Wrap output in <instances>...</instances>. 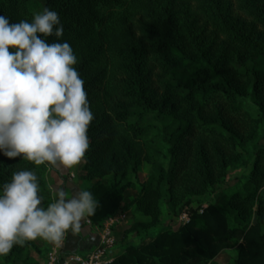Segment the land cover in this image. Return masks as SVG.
<instances>
[{"label":"trees","instance_id":"1","mask_svg":"<svg viewBox=\"0 0 264 264\" xmlns=\"http://www.w3.org/2000/svg\"><path fill=\"white\" fill-rule=\"evenodd\" d=\"M177 1L194 3V21H176ZM45 6L59 13L64 25L61 39L77 56L81 55L77 48L97 44L95 51L82 56L78 71L83 78L89 68L100 69L84 80L90 105L103 106L102 99L111 90L109 105L115 108L111 115L93 120L89 128L94 152L104 151L119 136L148 142L157 129L151 112L123 106L144 96L158 69L171 71L172 81L166 84L175 99L176 116L158 131L172 163L168 171L154 164L137 201L139 210L154 213L162 191L174 200L190 186L213 184L228 165L244 161L231 156L238 150L248 152L245 140L254 141L253 170L245 178L244 191L228 199L234 206H256L255 224L244 225L233 211L211 204L202 213L191 211L188 223L148 234L150 242L129 245L112 264H218L219 254L234 244L238 257L231 264H264V145L256 144V133L264 127V40L250 38L241 27L249 22L264 30V0L262 4L258 0H46ZM44 7L38 0H0V15L31 20ZM202 20L226 44L249 53L250 61L225 60L224 53L214 61L209 48L200 47L194 30ZM113 33H121L125 44L108 46ZM139 34H146L149 44ZM183 40H190L194 54L186 53ZM147 148L154 155L158 152L153 144ZM162 182L166 186L161 191ZM39 184L45 185L43 180ZM43 189L50 192L49 187ZM84 190L97 201L95 214L87 217L94 226H103L121 212L124 198L119 188L97 183Z\"/></svg>","mask_w":264,"mask_h":264},{"label":"clouds","instance_id":"2","mask_svg":"<svg viewBox=\"0 0 264 264\" xmlns=\"http://www.w3.org/2000/svg\"><path fill=\"white\" fill-rule=\"evenodd\" d=\"M63 34L59 13L48 6L31 21L0 15V153L61 170L84 159L95 119L74 67L77 55ZM56 197L45 207L35 172L12 173L0 186V256L38 238L59 247L95 214L91 191L69 196L61 188Z\"/></svg>","mask_w":264,"mask_h":264},{"label":"rangeland","instance_id":"3","mask_svg":"<svg viewBox=\"0 0 264 264\" xmlns=\"http://www.w3.org/2000/svg\"><path fill=\"white\" fill-rule=\"evenodd\" d=\"M38 1L42 7L45 6L46 0ZM258 2L262 4L263 0H258ZM194 7V3L189 4L185 1L175 2L174 11L176 21L180 24L187 21H194L196 19ZM186 9L188 13L185 16L184 12H186ZM9 18L10 22H18L21 20V18L15 16H10ZM203 21H200L194 30L198 34L200 47L203 49L208 47L209 55L213 57L214 61H216L221 53H224L225 60H239L243 63L250 61L249 53L243 49L226 44L223 38L217 36L213 32L212 27L210 29V26L204 24ZM241 27L244 34L250 38L264 40V30L254 29L253 25L249 22L242 23ZM138 38L144 40L146 44H149V39L146 34H139ZM125 42L126 39L121 33H113L107 39L108 46L118 47L120 45L121 47V44H125ZM183 44L187 54H194L196 50L190 40H183ZM96 45L85 50L77 47L74 48L79 49V52H81V55L79 54L77 56L78 63L74 66L77 70L82 63V56H87L89 53L95 51L97 49ZM225 48L226 50L224 51ZM97 70L100 69L89 68L83 76V79L86 80ZM156 73L157 78H153L150 87L145 85L147 87L144 91L145 97L138 96V99L135 101H125V106H123L129 111L139 112V109L146 108V112H151L154 117L153 122L156 124L157 129L149 135L148 142H136L134 140L132 141L129 137L119 136L104 151L102 149L101 151L94 152L95 147L89 138L90 146L84 159L78 165L72 168H66L64 176L67 182L77 184V187L81 190L94 186L97 183L115 186L121 190L124 201L121 212L116 215L118 218L117 222L112 227L117 239L115 247L116 256L123 252L129 245H140L145 241L150 242L151 237H147L148 234L162 229L171 230L178 225L188 223L191 217V211L199 210L202 213L211 204L233 211L238 215L239 221L244 225L255 224L259 220V215L256 213V206H234L228 199L244 191L245 178L252 173L254 157L251 154V144L254 141L251 139L245 140L244 143L249 153L244 154V152L238 150V152L231 156L235 160L244 157V161L242 162L239 159V162L228 165L226 171L215 177L213 184L206 188L202 185L190 186L185 191L181 190V194L172 200L170 193L162 191V186L165 185L162 182L160 185L162 192L156 201V205L158 204L157 210L155 209L156 211L154 213H145L138 209L137 201L142 194L143 185L153 174L154 164L157 163L168 171L172 163L171 157L167 155V145L164 137L158 131H164L165 126L171 124L176 116L172 112L175 99L171 92L168 91L171 90V87L169 84H166L172 81V74L170 70L164 71L162 69H158ZM112 99L113 94L110 90L106 92L105 97L102 99L104 102L103 106L99 104L90 105L95 119L112 114L113 109L111 111V108L113 106L109 105ZM120 101L122 100L120 99ZM116 106H118L117 103ZM114 110L123 113L120 110ZM92 123L90 127L92 125L94 126ZM256 134V144L264 145V127L261 126ZM149 143L153 144L157 149L158 152L155 155L147 148V144ZM33 167H35V164L31 161L22 159L21 157L8 158L0 153V186L11 179L14 171L21 169L32 170L37 175L38 181L43 180L45 183L44 186L50 188V192H46L43 189L44 186H40L41 194L44 197V206L47 207L48 204L55 202L57 198L50 185L52 183V176H54V167L48 163L37 165V171ZM263 190L264 188L261 189V191ZM262 221L264 222V218H262ZM62 251L61 246L57 247L49 241L38 238L26 242L23 246H14L11 250L13 257L7 258L6 255L0 256V264H48L50 254L55 252L61 254ZM237 257V244H234L229 249L223 250L219 254L216 262L218 264H231ZM12 261L15 262L12 263Z\"/></svg>","mask_w":264,"mask_h":264},{"label":"built area","instance_id":"4","mask_svg":"<svg viewBox=\"0 0 264 264\" xmlns=\"http://www.w3.org/2000/svg\"><path fill=\"white\" fill-rule=\"evenodd\" d=\"M117 216L108 219L102 227L94 226L88 220L87 224L96 228L99 240L96 248L89 256L80 254H50L48 264H112L115 259L116 236L112 227L117 222Z\"/></svg>","mask_w":264,"mask_h":264},{"label":"crops","instance_id":"5","mask_svg":"<svg viewBox=\"0 0 264 264\" xmlns=\"http://www.w3.org/2000/svg\"><path fill=\"white\" fill-rule=\"evenodd\" d=\"M54 167V176H52L51 188L56 195L58 189H65V191L71 196L73 193L79 192L81 189L77 187V184L67 182L64 178L66 168L61 170L56 166ZM82 221L81 231L75 235L69 233V236L65 239L61 245L62 252L64 254H80L82 256H89L96 248L99 240V233L96 228Z\"/></svg>","mask_w":264,"mask_h":264}]
</instances>
